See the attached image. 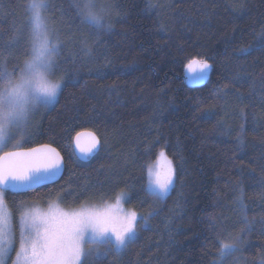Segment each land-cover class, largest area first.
<instances>
[{
    "label": "trees",
    "instance_id": "16d2710c",
    "mask_svg": "<svg viewBox=\"0 0 264 264\" xmlns=\"http://www.w3.org/2000/svg\"><path fill=\"white\" fill-rule=\"evenodd\" d=\"M98 1L112 5L107 30L82 19L73 0H48L62 85L23 148L55 147L64 172L29 192L7 191L14 219L25 201L71 208L125 192L138 214L134 239L87 264H212L221 230L240 238L223 264H264V0ZM26 4L0 0L10 71L29 52ZM203 58L206 81L189 85L186 65ZM82 131L101 142L88 162L72 147ZM169 162L174 184L157 198L149 169Z\"/></svg>",
    "mask_w": 264,
    "mask_h": 264
},
{
    "label": "snow or ice",
    "instance_id": "6c2138e0",
    "mask_svg": "<svg viewBox=\"0 0 264 264\" xmlns=\"http://www.w3.org/2000/svg\"><path fill=\"white\" fill-rule=\"evenodd\" d=\"M39 4H43L44 10H47L48 0H39ZM39 4H33V7H39ZM73 4L82 19L89 17L97 24L112 7L107 2L98 13L91 11L87 4L82 6V0H73ZM107 27L111 28V25ZM37 28H40L39 20ZM42 35L39 46L35 40H31L30 54L25 53V66L20 68L18 75L15 70H8L6 59L0 56V81L4 82L0 87V144L5 141V125H24L30 112L39 103L47 104L54 100L61 87L59 79L55 82L49 79L59 54L58 37L53 36V29L49 25ZM194 64L199 65L200 79H204L206 70L211 68L208 58L192 59L186 67L191 70ZM82 138L87 139L82 141ZM74 140L76 148L85 156L97 150L101 143L92 132H77ZM160 156H164L163 151ZM62 170L60 152L49 145L26 151H4L0 155V264H7L14 250L12 264H87L94 255L99 259L101 247L118 252L134 239L138 223L135 211L116 215L110 211L86 209L63 212L57 207L48 213L22 211L19 247L16 248L13 217L6 202V192L11 190L22 194L36 186L55 183ZM149 175L152 177L150 184L156 190L151 194L157 198L165 197L169 187L174 184L175 172L171 162L166 170L149 169ZM123 195L120 194L121 197ZM241 211H244L242 200ZM246 229L247 225L241 232ZM213 231H216L215 226ZM216 240L218 258L212 264H223L227 256L239 250L240 238L225 236L223 230L216 232Z\"/></svg>",
    "mask_w": 264,
    "mask_h": 264
},
{
    "label": "rangeland",
    "instance_id": "374dc122",
    "mask_svg": "<svg viewBox=\"0 0 264 264\" xmlns=\"http://www.w3.org/2000/svg\"><path fill=\"white\" fill-rule=\"evenodd\" d=\"M83 4H87L90 8H94L95 11L98 13L104 7V5L101 2H99L98 0H82V6H83ZM27 12H28V10H27ZM104 15L105 14H103V16ZM45 16H46L47 23H48L49 27L51 29H53V36L58 37L56 28L54 27L53 21L49 15V7H47V10L45 11ZM30 29H31V20H30V16H29V12H28V30H27L28 47L27 48H28L29 54H30V48H31V32H30ZM58 39H59V37H58ZM16 73L18 75L19 71H17ZM51 75L53 77V70H52ZM3 84H4V82L0 81V87H2ZM61 85H62V83H61ZM59 90H58V92H59ZM57 96H58V93H57ZM57 96L55 97L54 100H52L51 102H48L47 104H45L43 102L39 103L30 112V114L27 118V121L24 125H22V126L5 125L4 126L3 130H4V134L6 135V137H5L4 143L0 144V155L4 151L17 150V149H21V147H23V144L25 143V141H27L31 137V135L33 134V131L35 130L34 125L37 124L38 116H40L43 112H45L48 108H50L54 104ZM122 193L124 194L123 197L120 196V194H121L120 193V194H118L117 197H115L114 199L109 200V201H105V202H101V203L88 202L86 204H82L80 206L71 207V208L64 207L57 200H54V201L46 200L44 202H26L25 201V203L21 206L20 213L16 219H14V215L12 214L13 229H14V235H15V247L16 248L19 247V238H20L19 220H20V214L22 211L34 210V211L39 212V213H48L50 211H54L57 207L63 212L80 211L82 209H86V210L98 211V212L110 211L116 215H123V214L130 212V211H135L131 207L126 205L127 194L125 192H122ZM118 197H120L119 203H118ZM137 216H138V214H137ZM86 248H87V246H86ZM109 249L110 248H107V247H101L99 249L100 255L105 253ZM92 257H96V256L94 255ZM13 259H15V250L12 251L9 259L7 260V264H12Z\"/></svg>",
    "mask_w": 264,
    "mask_h": 264
},
{
    "label": "clouds",
    "instance_id": "9594fccd",
    "mask_svg": "<svg viewBox=\"0 0 264 264\" xmlns=\"http://www.w3.org/2000/svg\"><path fill=\"white\" fill-rule=\"evenodd\" d=\"M33 4H39V0H27L26 7L29 12V16L31 18V40H35V43L37 46H39L40 41L43 39L42 33L46 30V26L48 25L47 19L45 16V10L43 4H39V7L34 8ZM91 11L96 12L94 8H90ZM38 13V16H37ZM87 21H89L92 25H94L97 29L101 30H107V22L104 16L101 17L100 22L97 24L95 21L91 20L89 17H85ZM37 20L40 22V28H37ZM31 57H28L27 59H30ZM25 65L23 64L22 67ZM49 79L53 82L56 81L52 77L51 74H49Z\"/></svg>",
    "mask_w": 264,
    "mask_h": 264
},
{
    "label": "water",
    "instance_id": "95a60500",
    "mask_svg": "<svg viewBox=\"0 0 264 264\" xmlns=\"http://www.w3.org/2000/svg\"><path fill=\"white\" fill-rule=\"evenodd\" d=\"M209 69H207L206 70V72H207V75H206V77L204 78V79H200V67H199V65L198 64H194L193 66H192V69L191 70H189L188 68H186L185 69V76H186V80H187V82H188V84L189 85H192V86H199V85H202L205 81H206V79H207V77H208V75H209ZM82 132H90V131H82ZM93 133V132H92ZM75 137V136H74ZM98 138V137H97ZM87 138H82V141L83 140H86ZM99 139V138H98ZM43 145H48V144H42V145H37V146H33V147H30V148H41V146H43ZM50 147H52V148H55V147H53V146H51V145H49ZM72 147H73V151H74V154H75V156L80 160V161H82V162H88L98 151H99V148H100V146L98 147V149L97 150H94L93 151V153L92 154H90V155H87V156H85L84 154H82L80 151H79V149H77L76 148V145H75V140H74V138H73V141H72ZM30 148H21V149H17V150H12V151H26V150H28V149H30ZM56 149V148H55ZM57 150V149H56ZM58 151V150H57ZM59 152V151H58ZM2 155V154H1ZM63 172H64V162H63V170H62V173H61V175H60V177L56 180V182L61 178V176L63 175ZM49 184H52L51 182L50 183H48L47 185H49ZM44 186V185H43ZM38 187H41V186H36L34 189H36V188H38ZM34 189H32V190H34ZM10 192H12L11 190H9ZM31 191V190H30ZM27 192H29V191H27ZM13 193V192H12ZM24 193H26V192H24ZM14 194H21V193H14Z\"/></svg>",
    "mask_w": 264,
    "mask_h": 264
}]
</instances>
